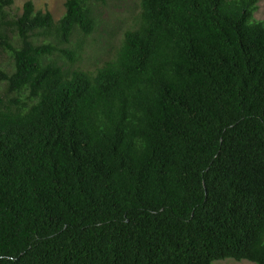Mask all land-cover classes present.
Here are the masks:
<instances>
[{
  "label": "trees",
  "instance_id": "obj_1",
  "mask_svg": "<svg viewBox=\"0 0 264 264\" xmlns=\"http://www.w3.org/2000/svg\"><path fill=\"white\" fill-rule=\"evenodd\" d=\"M262 1L141 0L90 72L108 0H0V264H264Z\"/></svg>",
  "mask_w": 264,
  "mask_h": 264
},
{
  "label": "rangeland",
  "instance_id": "obj_2",
  "mask_svg": "<svg viewBox=\"0 0 264 264\" xmlns=\"http://www.w3.org/2000/svg\"><path fill=\"white\" fill-rule=\"evenodd\" d=\"M33 2L36 11L50 12L56 22L60 21L66 13L67 0H15L14 6L10 9L12 17H18L23 14L24 5L27 2ZM92 2H90L91 4ZM141 0H108L105 5L94 7L95 14L98 16L99 24L96 31L86 39L77 31L75 32L71 44L63 46L62 49L68 51H78V46L85 39L81 51V61L77 65H65V57L57 55L55 59L59 60L60 65L67 69L81 68L86 71L95 72L106 62L114 60L124 42V34L128 30L135 28L137 18L141 12ZM256 18L264 21V0L259 5V11ZM35 42L41 44L43 37H35ZM1 62L8 72H13L14 61L9 53L2 52ZM26 95L24 94L23 97ZM0 98L7 99L6 84H0ZM215 264H253L248 261L236 262L234 260L220 261Z\"/></svg>",
  "mask_w": 264,
  "mask_h": 264
}]
</instances>
